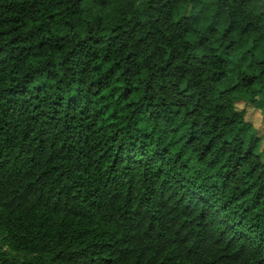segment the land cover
I'll return each instance as SVG.
<instances>
[{
    "label": "trees",
    "instance_id": "16d2710c",
    "mask_svg": "<svg viewBox=\"0 0 264 264\" xmlns=\"http://www.w3.org/2000/svg\"><path fill=\"white\" fill-rule=\"evenodd\" d=\"M259 97L264 0H0V264H264Z\"/></svg>",
    "mask_w": 264,
    "mask_h": 264
},
{
    "label": "rangeland",
    "instance_id": "374dc122",
    "mask_svg": "<svg viewBox=\"0 0 264 264\" xmlns=\"http://www.w3.org/2000/svg\"><path fill=\"white\" fill-rule=\"evenodd\" d=\"M263 97H259V105H250L244 101L239 102L240 108L248 109L247 117L248 120L253 123V125L258 130V133L264 137V113L263 106L261 105ZM264 148V138L260 146V151Z\"/></svg>",
    "mask_w": 264,
    "mask_h": 264
}]
</instances>
